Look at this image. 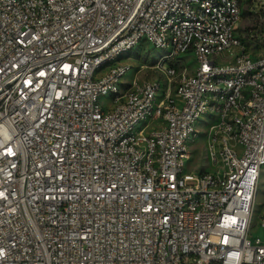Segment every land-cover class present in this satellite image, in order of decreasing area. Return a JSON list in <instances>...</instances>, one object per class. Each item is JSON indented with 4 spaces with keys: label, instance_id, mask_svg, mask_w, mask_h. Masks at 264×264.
<instances>
[{
    "label": "built area",
    "instance_id": "1",
    "mask_svg": "<svg viewBox=\"0 0 264 264\" xmlns=\"http://www.w3.org/2000/svg\"><path fill=\"white\" fill-rule=\"evenodd\" d=\"M246 4L264 13L0 0V264H264V29L242 37ZM140 46L163 51L161 81L126 80Z\"/></svg>",
    "mask_w": 264,
    "mask_h": 264
},
{
    "label": "rangeland",
    "instance_id": "2",
    "mask_svg": "<svg viewBox=\"0 0 264 264\" xmlns=\"http://www.w3.org/2000/svg\"><path fill=\"white\" fill-rule=\"evenodd\" d=\"M264 29V13L251 14L247 4L244 5V13L240 22L239 31L242 33L245 41L250 43L255 40L258 44L262 40V31ZM159 53L152 47L140 46L136 50L125 56V62L130 64V71L126 76L129 82L144 83L147 81H161L164 74L157 67ZM193 61V58L190 59ZM104 99V98H103ZM108 99V98H106ZM107 101V100H104ZM191 160L188 162L190 172L199 173L197 169L204 167L206 157L207 139L201 137L191 145ZM197 168V169H196ZM255 210L252 220L250 238L252 242L258 237L264 238V230L260 226L258 216L264 209V168L260 173L255 186Z\"/></svg>",
    "mask_w": 264,
    "mask_h": 264
}]
</instances>
